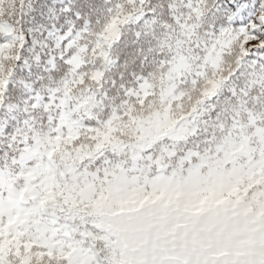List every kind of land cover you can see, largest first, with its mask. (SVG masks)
I'll use <instances>...</instances> for the list:
<instances>
[{
    "label": "snow or ice",
    "instance_id": "6c2138e0",
    "mask_svg": "<svg viewBox=\"0 0 264 264\" xmlns=\"http://www.w3.org/2000/svg\"><path fill=\"white\" fill-rule=\"evenodd\" d=\"M0 264H264V0H0Z\"/></svg>",
    "mask_w": 264,
    "mask_h": 264
}]
</instances>
